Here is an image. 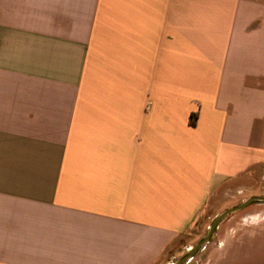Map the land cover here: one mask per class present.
<instances>
[{
	"label": "crops",
	"instance_id": "1",
	"mask_svg": "<svg viewBox=\"0 0 264 264\" xmlns=\"http://www.w3.org/2000/svg\"><path fill=\"white\" fill-rule=\"evenodd\" d=\"M254 196L264 0H0V264H166ZM215 237L200 264H264V201Z\"/></svg>",
	"mask_w": 264,
	"mask_h": 264
},
{
	"label": "rangeland",
	"instance_id": "2",
	"mask_svg": "<svg viewBox=\"0 0 264 264\" xmlns=\"http://www.w3.org/2000/svg\"><path fill=\"white\" fill-rule=\"evenodd\" d=\"M217 207H209L206 211L198 218L196 223L186 232L184 233L178 241L168 250L166 253V264H175L178 260L187 254L204 236L207 234L208 229L212 221L215 219ZM214 234V233H213ZM213 237V235H212ZM210 238V240L198 250V252L192 257L195 258L197 254V259L195 260L196 264H200L202 262V256L204 252L207 250L206 247H210L211 245H215L217 242V238ZM206 249V250H205ZM190 260H193V259Z\"/></svg>",
	"mask_w": 264,
	"mask_h": 264
},
{
	"label": "water",
	"instance_id": "3",
	"mask_svg": "<svg viewBox=\"0 0 264 264\" xmlns=\"http://www.w3.org/2000/svg\"><path fill=\"white\" fill-rule=\"evenodd\" d=\"M256 200H261L264 201V197H258V196H254L251 197L249 199H247L246 201L242 202L241 204L234 206L232 208H229L225 211H223L222 213H220L218 216L215 217V219L212 221V223L209 226L208 232L207 234L204 236V238H202L187 254H185L184 256H182L177 263L175 264H184L186 263L188 260H190L197 252L199 249H201L212 237L215 229L217 228L218 224L229 214H231L232 212L241 210L242 208H244L245 206H247L248 204H250L253 201Z\"/></svg>",
	"mask_w": 264,
	"mask_h": 264
},
{
	"label": "trees",
	"instance_id": "4",
	"mask_svg": "<svg viewBox=\"0 0 264 264\" xmlns=\"http://www.w3.org/2000/svg\"><path fill=\"white\" fill-rule=\"evenodd\" d=\"M197 116H198L197 113H192V114H191V116H190V123H191L192 125H195V124H196Z\"/></svg>",
	"mask_w": 264,
	"mask_h": 264
}]
</instances>
